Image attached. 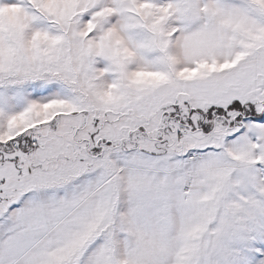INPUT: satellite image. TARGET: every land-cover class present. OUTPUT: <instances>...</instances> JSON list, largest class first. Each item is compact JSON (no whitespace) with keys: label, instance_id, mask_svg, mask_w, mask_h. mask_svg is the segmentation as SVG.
I'll return each mask as SVG.
<instances>
[{"label":"snow or ice","instance_id":"obj_1","mask_svg":"<svg viewBox=\"0 0 264 264\" xmlns=\"http://www.w3.org/2000/svg\"><path fill=\"white\" fill-rule=\"evenodd\" d=\"M0 264H264V0H0Z\"/></svg>","mask_w":264,"mask_h":264}]
</instances>
